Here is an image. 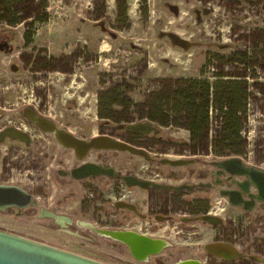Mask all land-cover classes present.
<instances>
[{
  "label": "rangeland",
  "instance_id": "1",
  "mask_svg": "<svg viewBox=\"0 0 264 264\" xmlns=\"http://www.w3.org/2000/svg\"><path fill=\"white\" fill-rule=\"evenodd\" d=\"M225 3V0H0V28L16 32L17 48L23 47L25 57L41 52L49 56L51 70L48 75L42 72L39 79L54 90L56 113H64L70 131L79 137L112 135L145 148L154 158L199 159L200 164L193 168L201 169L202 163L219 155L239 154L249 164L264 169V35L258 64H254L253 54L245 70L225 60L223 45L232 39L228 35L232 28L224 21ZM261 29L264 31V12ZM27 31L32 33V40L26 48L22 45ZM161 31L176 33L193 45L188 49L173 45L168 36H159ZM233 40L231 52L243 47L237 38ZM1 57L2 54L0 60ZM9 61L2 65L3 69L0 67V99L5 96L18 100L16 96L31 91L24 86L13 87L12 82L20 76L10 71ZM243 75L247 80H242ZM229 78L238 79L246 91L240 108V129L252 130L249 140L239 134L241 145L231 154L218 155L215 151L223 127L219 109H210L208 123L196 138L189 130L185 103L179 112L170 111L168 124L160 123L161 116L150 119L180 80L195 79L202 89L217 96L223 87L221 82ZM69 83L71 92L66 93L63 84ZM6 84L12 88L6 89ZM69 101L73 104L71 113L66 111ZM147 120L160 130L157 135L126 128L130 123ZM259 133L263 137L254 138ZM27 150L19 154H3L0 150V184H15L31 191L37 205L0 211V228L67 250H79L109 264H146L136 262L124 243L99 236L79 224L90 222L97 228H128L146 234V224L152 220L147 222L139 216L148 209L146 191L129 188L116 178L74 180L61 175L59 170L97 162L114 166L124 174L143 178H160L155 176L160 174L161 181L180 183L182 180H175L172 175L179 173L187 178L183 175L187 173L186 167L149 163L142 156L118 150H93L83 160H77L73 150L51 139L29 147L36 156L31 164L24 159ZM193 196L157 194L166 206L160 210L159 206H153L154 212L173 216L172 220L158 223V235L168 237L173 244L161 255L166 264L198 254L200 244L212 236L207 227L199 235L191 233L197 229L194 226L197 222L179 221L193 215L188 205ZM215 201L224 203L219 197ZM118 202L135 204L139 215L112 205ZM41 208L70 216L73 220L70 230L79 232L81 237L66 232L52 218L39 216ZM256 217L252 216L249 222L246 215L239 233L236 226L227 225L237 249L245 257H251L245 264H264V215L258 217L261 220ZM230 230H235V238ZM240 263L235 260L229 264Z\"/></svg>",
  "mask_w": 264,
  "mask_h": 264
},
{
  "label": "flooded vegetation",
  "instance_id": "2",
  "mask_svg": "<svg viewBox=\"0 0 264 264\" xmlns=\"http://www.w3.org/2000/svg\"><path fill=\"white\" fill-rule=\"evenodd\" d=\"M225 6L227 11L225 13V20L228 22V26L232 28V30L228 31V35L232 37L226 42L223 47L226 51L225 60L230 61L233 65L238 67H248L249 60L251 59V55H254L253 62L254 64H258L260 61V52L261 49V37L264 35L263 30L261 29V16L264 12V2L262 0H225ZM229 9V10H228ZM205 10V9H204ZM203 10V11H204ZM231 10V11H230ZM237 20V21H235ZM235 21V25L233 22ZM31 34V39L28 42L26 39V34ZM16 32L14 30H10L7 28H0V54L3 55L0 60V67L7 63L10 71L13 74L19 75V79L17 81L12 82L13 87L20 89L24 86L27 91H31V94H25L16 96L18 100L9 99L5 96H1L0 99V133L5 131H19L20 133L26 134L28 137V142L25 140L15 139L9 135H6L3 140L0 141V150H2L3 154H19L21 151L28 149L25 151V157L28 162L33 164L35 162V152H31L29 147L31 148L37 143H44V141H52L56 140L54 135L50 132L43 130L37 123L33 122L26 114V111L33 110L35 113L40 114L46 119H50L58 124V126L69 129V124L65 119L64 113H56L55 111V99H54V90L49 88V85L40 80L41 76H39L42 72L48 75L49 70L48 67L49 56L43 54V52L30 54L29 56H24V49L21 47L18 49V42L16 39ZM233 38H237L240 42L243 43V47L239 50H235L231 52V45L234 44ZM25 44L22 46H29L32 40V33L27 31L24 35ZM237 40V42H239ZM20 46V45H19ZM9 56L12 57L8 58ZM16 57V58H14ZM14 58V59H13ZM26 74V76H25ZM47 76H43L45 78ZM22 78H26L25 81ZM228 80L238 81V79L229 78ZM242 80H247L246 75H243ZM241 83V82H239ZM70 84V83H69ZM69 84H63V88L66 87V93H69ZM6 89L12 88L9 87L8 84L4 85ZM42 88V89H41ZM40 89L42 91H40ZM36 93V94H35ZM9 96V92H7ZM35 95V96H34ZM34 96V98L32 97ZM54 113L57 114V121L54 120ZM35 134V135H34ZM57 141V140H56ZM58 142V141H57ZM59 143V142H58ZM5 144V147H2ZM60 144V143H59ZM61 145V144H60ZM18 146V147H16ZM49 146V145H47ZM62 146V145H61ZM63 147V146H62ZM65 148V147H63ZM68 149V148H66ZM72 150V149H70ZM151 154V153H150ZM244 156V155H243ZM242 155L235 154L233 156L219 155L216 156L215 159H211L202 163L200 168H193L192 166L196 164H200V160L196 158L193 163L188 165L176 166V167H186L187 173L183 175H187L188 177H181L179 173H173L172 177L175 180H182L180 183H170L166 181H161L160 174H156L155 176L160 178H150L146 177L147 180L152 182L161 183V184H169V185H187L190 189L184 188L179 192H174L171 190H165L160 187L149 186L146 189V205L148 209L146 210V214L139 215L136 211H132L142 218H146V221L152 220L148 226L146 224V235L152 238H165L169 241L172 246V242L168 239V237H162V235H158L157 231L160 229L158 223H162L166 220H172L173 216L163 215L161 211L154 212L153 206H159V210L161 206H166L165 200L160 202L157 198V194L164 193L168 195H194L192 200L188 203L190 209L192 210V214L190 217H181L179 221L181 222H197L195 224L196 230L191 233L201 234L202 228H206L207 232L211 233V238L208 241L202 242L200 244V248L198 249L199 253L194 256H186L183 258L177 259L172 264H175L179 261H195L199 264H229L235 262V260L241 261L240 264H245L247 260H250L251 257H245V255L240 252L237 247L235 241H232L229 237V229L227 225L236 226L237 232L244 227L246 215L249 216L248 221H251L252 216L264 215V202L258 201L256 198H249L247 196V192L244 193L237 185L239 182H243L246 177L231 175L223 168L219 167L216 163L230 158V157H238L243 165L252 166L256 169L264 171V169L260 166H254L249 164ZM76 157V156H75ZM152 157V156H151ZM159 158L152 157L151 159H146L149 163H159ZM160 164V163H159ZM163 165V164H161ZM165 166V165H163ZM169 166V165H166ZM171 167V166H170ZM174 168V167H172ZM181 178V179H180ZM186 179V180H185ZM132 188V187H129ZM225 190H233L237 191L241 194L245 203L240 205H232L229 203V200L226 196H221L220 191ZM249 193L256 194L257 190L254 186L250 185L248 189ZM219 197L223 199L224 203H219L215 201V198ZM152 201H154L152 203ZM214 202V204H212ZM217 202V203H216ZM167 203V202H166ZM216 203V204H215ZM184 204V202H183ZM112 205L116 208H124L117 206L115 203ZM137 209V206L133 204ZM16 207L8 208L13 209ZM220 209L217 211V209ZM19 209V208H17ZM0 210V211H6ZM129 210V209H128ZM41 210L39 212L40 216ZM202 216H210V220H204ZM259 219V218H258ZM261 220V219H259ZM255 222V221H254ZM4 229V228H2ZM128 229V228H122ZM152 229L154 232H149ZM235 230H230L233 233V238H235ZM145 234V233H143ZM207 244H222V245H231L238 252L239 255L234 259H226L224 257L215 256L210 253L205 245ZM167 248V247H166ZM165 248V249H166ZM165 249H163L158 254L150 255L146 261H139L136 258V262L146 264H166L161 258V255L164 253ZM78 253L85 254L88 256V253H83L79 250H74ZM130 251V250H129ZM131 253V252H130ZM92 257V256H91ZM95 258V257H94Z\"/></svg>",
  "mask_w": 264,
  "mask_h": 264
},
{
  "label": "water",
  "instance_id": "3",
  "mask_svg": "<svg viewBox=\"0 0 264 264\" xmlns=\"http://www.w3.org/2000/svg\"><path fill=\"white\" fill-rule=\"evenodd\" d=\"M160 37L168 36L173 45L188 49L193 45L190 41L180 37L173 32L159 33ZM25 114L43 130L54 135L55 139L65 148L72 149L77 160H83L93 150H118L128 152L130 154L142 156L145 159H151L148 150L141 146L133 145L124 140L116 139L112 135L100 134L90 138H82L74 134L68 129L58 126V124L50 119H46L33 110L26 111ZM128 130L134 132H143L145 134L153 133L157 135L160 130L152 121H139L126 125ZM6 135L15 139L25 140L28 142L26 134L19 131H5L0 133V141ZM195 159L191 158H169L162 157L158 162L171 167L188 165L193 163ZM219 167L226 170L231 175L245 176L243 182L237 183L238 187L251 199L256 198L258 201L264 202V171L256 169L252 166L243 165L238 157H230L216 163ZM64 176H69L74 180H83L95 177H108L121 180L127 187H140L146 189L149 186L160 187L165 190L179 192L187 185H169L152 182L137 174L121 173L117 168L111 165L97 162H83L70 170H59ZM252 185L256 188L257 193L251 194L248 189ZM221 196H226L232 205H240L245 203L241 194L233 190L220 191ZM37 205L36 196L31 191L15 184H0V210L16 207L24 209ZM117 206L136 211L133 204L118 202ZM41 217H50L57 222L66 232L81 237L77 231L70 230L73 220L68 215L58 214L52 210L41 208ZM204 220L209 221L210 216H202ZM80 225L88 227L96 232L99 236H105L112 240L124 243L130 250L131 254L139 261H146L150 255L158 254L170 245L165 238H152L133 229L122 228H97L90 222H79ZM205 248L215 256L224 257L226 259H234L239 252L229 245L207 244ZM0 264H109L98 260L94 257L78 253L76 251L67 250L52 244L39 241L36 239L23 236L12 231L0 228ZM175 264H199L195 261H179Z\"/></svg>",
  "mask_w": 264,
  "mask_h": 264
},
{
  "label": "trees",
  "instance_id": "4",
  "mask_svg": "<svg viewBox=\"0 0 264 264\" xmlns=\"http://www.w3.org/2000/svg\"><path fill=\"white\" fill-rule=\"evenodd\" d=\"M30 37V33L26 34L28 42ZM221 83V92L215 96L202 89L195 79L180 80L171 95L164 99V104L157 106V111L152 113L150 119L156 120L161 116L160 123L168 124L170 111L179 112L181 104L185 103L188 108L189 130L191 136L196 138L208 123L210 109H219L222 112L223 127L215 151L218 155L231 154L241 145L240 108L241 102L246 98V91L238 81Z\"/></svg>",
  "mask_w": 264,
  "mask_h": 264
},
{
  "label": "built area",
  "instance_id": "5",
  "mask_svg": "<svg viewBox=\"0 0 264 264\" xmlns=\"http://www.w3.org/2000/svg\"><path fill=\"white\" fill-rule=\"evenodd\" d=\"M55 115L53 116L54 117V120H56L57 121V114L56 113H54ZM250 123H253V121L251 122L250 121ZM240 135H242V137H245L246 136V139L247 140H249V138L251 137V133H252V130H245V129H241L240 130ZM256 136L257 137H263V134H257V135H254V138H256ZM252 138V137H251Z\"/></svg>",
  "mask_w": 264,
  "mask_h": 264
},
{
  "label": "crops",
  "instance_id": "6",
  "mask_svg": "<svg viewBox=\"0 0 264 264\" xmlns=\"http://www.w3.org/2000/svg\"><path fill=\"white\" fill-rule=\"evenodd\" d=\"M69 86H71V84H69ZM70 88V87H69ZM65 89H66V87H65ZM71 91H70V89H69V93H70ZM83 94H84V96L86 97V91L85 90H83ZM70 95V94H69ZM85 97H83V99L82 100H84L85 99ZM72 101H69L68 102V104H69V108H67L66 109V111H67V113H71V112H69L72 108H71V106L73 107V104L71 103Z\"/></svg>",
  "mask_w": 264,
  "mask_h": 264
}]
</instances>
